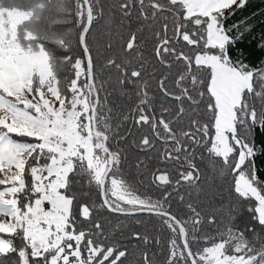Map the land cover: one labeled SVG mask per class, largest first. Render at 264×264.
<instances>
[{
    "label": "snow or ice",
    "instance_id": "obj_1",
    "mask_svg": "<svg viewBox=\"0 0 264 264\" xmlns=\"http://www.w3.org/2000/svg\"><path fill=\"white\" fill-rule=\"evenodd\" d=\"M261 157L264 0H0V264H264Z\"/></svg>",
    "mask_w": 264,
    "mask_h": 264
},
{
    "label": "trees",
    "instance_id": "obj_2",
    "mask_svg": "<svg viewBox=\"0 0 264 264\" xmlns=\"http://www.w3.org/2000/svg\"><path fill=\"white\" fill-rule=\"evenodd\" d=\"M254 2H256V0H254ZM261 159H264V157L258 158L257 163H258V166H260L261 168H264V165H261V164H260V160H261Z\"/></svg>",
    "mask_w": 264,
    "mask_h": 264
}]
</instances>
